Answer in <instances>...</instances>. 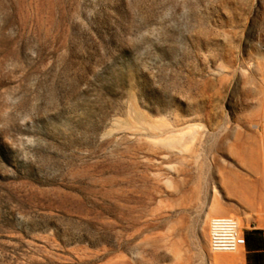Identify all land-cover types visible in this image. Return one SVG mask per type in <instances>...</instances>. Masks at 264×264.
<instances>
[{"label": "rangeland", "instance_id": "1", "mask_svg": "<svg viewBox=\"0 0 264 264\" xmlns=\"http://www.w3.org/2000/svg\"><path fill=\"white\" fill-rule=\"evenodd\" d=\"M263 69L264 0H0V264H213L214 219L264 232Z\"/></svg>", "mask_w": 264, "mask_h": 264}, {"label": "built area", "instance_id": "2", "mask_svg": "<svg viewBox=\"0 0 264 264\" xmlns=\"http://www.w3.org/2000/svg\"><path fill=\"white\" fill-rule=\"evenodd\" d=\"M210 245L215 253H236L245 249L247 242L237 220L227 217L211 222Z\"/></svg>", "mask_w": 264, "mask_h": 264}, {"label": "bare ground", "instance_id": "3", "mask_svg": "<svg viewBox=\"0 0 264 264\" xmlns=\"http://www.w3.org/2000/svg\"><path fill=\"white\" fill-rule=\"evenodd\" d=\"M211 34H210V39H209V50H208V65H209V73H210V78L208 79V90L210 92H214L216 90V80H214L213 76L216 75L218 77H222L221 82H223V70L224 67L222 65H217L216 62L217 57L215 54V49L214 45L211 43ZM221 58V57H219ZM263 97V96H262ZM264 108V104H263ZM264 114V112L262 113ZM165 144L171 148L172 143L169 141H165ZM253 161V160H252ZM245 192V191H244ZM244 195L248 194L247 192L243 193ZM252 207H255L252 205ZM256 208H259L258 206ZM262 208V207H261ZM239 227L241 228V221L239 222L237 220ZM242 230V228H241ZM215 253V252H213ZM237 253V252H236ZM213 264H242V258L240 256L236 255H231L229 253H216L214 256H212Z\"/></svg>", "mask_w": 264, "mask_h": 264}, {"label": "trees", "instance_id": "4", "mask_svg": "<svg viewBox=\"0 0 264 264\" xmlns=\"http://www.w3.org/2000/svg\"><path fill=\"white\" fill-rule=\"evenodd\" d=\"M248 264H264V232L254 231L247 237Z\"/></svg>", "mask_w": 264, "mask_h": 264}, {"label": "crops", "instance_id": "5", "mask_svg": "<svg viewBox=\"0 0 264 264\" xmlns=\"http://www.w3.org/2000/svg\"><path fill=\"white\" fill-rule=\"evenodd\" d=\"M263 70H262V72H263ZM260 72H261V69H260ZM259 83H260L259 94L262 95V93H263V91H262V83H263V81L261 80V78H260V82Z\"/></svg>", "mask_w": 264, "mask_h": 264}]
</instances>
